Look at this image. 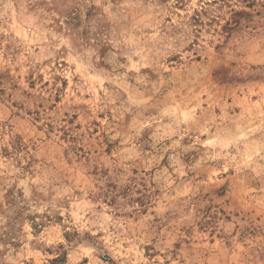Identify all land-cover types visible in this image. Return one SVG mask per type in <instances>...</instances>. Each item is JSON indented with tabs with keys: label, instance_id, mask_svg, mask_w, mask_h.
I'll return each mask as SVG.
<instances>
[{
	"label": "rangeland",
	"instance_id": "1",
	"mask_svg": "<svg viewBox=\"0 0 264 264\" xmlns=\"http://www.w3.org/2000/svg\"><path fill=\"white\" fill-rule=\"evenodd\" d=\"M0 264H264V0H0Z\"/></svg>",
	"mask_w": 264,
	"mask_h": 264
}]
</instances>
